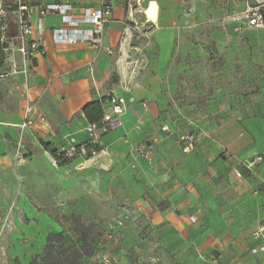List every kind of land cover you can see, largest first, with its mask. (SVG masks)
Returning a JSON list of instances; mask_svg holds the SVG:
<instances>
[{"label": "crops", "instance_id": "crops-1", "mask_svg": "<svg viewBox=\"0 0 264 264\" xmlns=\"http://www.w3.org/2000/svg\"><path fill=\"white\" fill-rule=\"evenodd\" d=\"M56 1L74 5L78 14L86 6L110 4L112 20L102 47L95 48L56 43L53 29L62 20L46 15L41 49L27 64L29 74L0 78V264H33L46 253L54 233L76 235L64 228L69 208L62 196L64 189L72 188L74 164L55 165L44 144L56 149L88 141L86 128L92 120L84 107L110 92L126 98L122 125L97 131L102 153L74 162L94 161L114 170L113 178L129 190L137 216L147 219L176 257H212L211 264H264V252L253 251L258 244L253 232L264 223V25L247 26L242 14L247 0L24 3L31 6L36 22L40 5ZM152 1L158 4L156 20L147 14ZM136 12L151 26L148 34L138 35L142 43L135 39L142 29ZM4 26L0 69H9L5 56L19 65L22 58L4 51L17 23ZM115 69L118 83L110 79ZM216 82L227 87L215 92L212 86L214 95L200 94L201 85ZM231 83L240 84L237 94ZM248 84L255 89L247 92L243 85ZM189 86L192 98L186 94ZM224 94L231 103L218 102ZM29 106L34 123L23 132L18 124ZM175 114L189 119L180 118L177 125L171 120ZM164 121L171 131L162 130ZM186 133L196 136L189 149L183 140ZM150 139L155 140L154 164L140 160L131 166L132 148ZM258 155L261 161L247 165ZM192 214L197 222L190 221ZM117 232V240L96 241L89 255L82 254L81 264H95L94 252L103 249L118 264L116 251L128 233L124 227ZM64 242V248L76 247Z\"/></svg>", "mask_w": 264, "mask_h": 264}, {"label": "built area", "instance_id": "built-area-1", "mask_svg": "<svg viewBox=\"0 0 264 264\" xmlns=\"http://www.w3.org/2000/svg\"><path fill=\"white\" fill-rule=\"evenodd\" d=\"M113 6L103 4L100 7L86 6L81 13H77L75 6L69 3L56 1L53 3L41 4L37 9L38 17L36 22H33L32 8L23 0H16L15 8L11 11L3 5L0 0V27L6 24L7 18L13 13L17 21V32L13 39L6 41L4 51L9 54L17 53L21 56L22 62L19 65L16 60L8 59L11 66L9 69H0V78L10 74L23 73L25 76L29 74L28 61L34 56L37 51H40L41 44L44 38L43 19L48 14L59 15L62 20V25L53 29V35L56 43L68 44H83L90 45L95 48L102 47L104 32L106 26L112 20ZM243 18L246 20L247 26L261 27L264 25V0H247L246 8L243 11ZM5 27V26H4ZM103 98V97H102ZM105 114L100 121L90 122L86 130L89 134V140L80 144H62L61 147L47 149L51 160L55 165H59L63 160H76L80 158L83 161H89L92 158L99 156L102 153V143L100 137L97 136V131L102 132L116 129L122 125L121 116L126 112V98L122 95H117L115 92H110L105 95ZM24 121L19 125L23 132L29 131L33 126L34 120L32 116L33 107L25 108ZM162 130L171 131V127L167 122L161 125ZM183 140L187 141L186 149L193 147L196 136L186 133ZM155 140H148L142 143H137L132 148L130 165L136 167V163L140 160L151 166L155 162V151L153 150ZM262 156L255 157L253 162L247 165L251 166L255 162L262 160ZM152 208V206H151ZM191 222H197L198 217L194 214L189 216ZM123 220H113L106 231V234L100 236L99 242L102 244L101 238L118 239V229H122ZM254 238L258 239L257 247L253 250L255 253L264 252V223L259 225L253 232ZM99 243V244H100ZM95 264H113V256L107 249L95 251L93 254Z\"/></svg>", "mask_w": 264, "mask_h": 264}, {"label": "rangeland", "instance_id": "rangeland-1", "mask_svg": "<svg viewBox=\"0 0 264 264\" xmlns=\"http://www.w3.org/2000/svg\"><path fill=\"white\" fill-rule=\"evenodd\" d=\"M3 5L8 10H12V6H15L16 0H1ZM136 18L138 24L141 25V30L136 34L135 39L137 42H141L138 35L145 36L148 34V30L151 29L149 23L143 24V18L139 12H136ZM6 23L11 28L12 24H16L17 21L15 16L10 14L7 18ZM142 43V42H141ZM124 74H126L124 72ZM111 82L118 83L120 81V73L115 69L110 75ZM224 83L216 82L212 85L207 83L201 85L200 94L203 95H214L215 92H222ZM251 84L243 85L244 89L251 92L255 88L251 89ZM212 86L214 89H212ZM234 87L235 94L239 91L240 84L231 83L229 87ZM193 87V86H192ZM227 87V86H226ZM186 92L188 97L192 96L190 86ZM234 99H235V96ZM192 98V97H191ZM245 99V98H243ZM220 104L231 103V98L228 95H223L221 99H218ZM205 107L207 103L205 102ZM177 117L175 114L171 120L179 125L181 119H189L181 116ZM220 115H215L218 118ZM191 119V118H190ZM73 162L76 172L71 175L74 182L71 190L64 189L63 198L68 202V211L65 213L64 221H67L64 228L66 230H74L76 235L67 234L63 236H52L51 245L57 247L56 250L63 249L65 242L64 239L68 240L70 245L76 244V247H80L83 253L89 255L91 247L96 241L99 242L101 234L104 230L108 229L109 224L115 219H122L125 231L128 233L124 236L123 244H119L117 250V256H119L118 264H211L212 257H199L197 259H182L181 256L176 257L177 254L172 251L171 246H165L161 243V239L157 236L154 229L147 223V219L137 216L135 211L134 203L129 194V190L125 185H120L119 181L114 179V170L108 167H100L95 165L96 163H82L83 161L77 160ZM86 166L89 169L80 170L77 165ZM80 166V167H81ZM202 234V231L195 233ZM62 242V243H61ZM61 243V244H60ZM185 257V256H184Z\"/></svg>", "mask_w": 264, "mask_h": 264}, {"label": "trees", "instance_id": "trees-1", "mask_svg": "<svg viewBox=\"0 0 264 264\" xmlns=\"http://www.w3.org/2000/svg\"><path fill=\"white\" fill-rule=\"evenodd\" d=\"M39 2V0H23V2ZM6 7V5H5ZM15 6H12L14 9ZM4 60L3 44L0 40V66H2ZM84 111L91 122L100 121L105 114V96L97 101L89 102L84 107ZM45 148H51L49 143L44 144ZM71 160H63L60 164L70 163ZM52 236H60L58 233H54ZM52 245L48 246V250L42 256H38L33 264H81L80 258L83 254L80 247H65L63 249L53 251Z\"/></svg>", "mask_w": 264, "mask_h": 264}, {"label": "bare ground", "instance_id": "bare-ground-1", "mask_svg": "<svg viewBox=\"0 0 264 264\" xmlns=\"http://www.w3.org/2000/svg\"><path fill=\"white\" fill-rule=\"evenodd\" d=\"M147 14L149 15V17L153 18V19H157V14H158V4L155 1H152L151 7L148 8L147 10Z\"/></svg>", "mask_w": 264, "mask_h": 264}]
</instances>
